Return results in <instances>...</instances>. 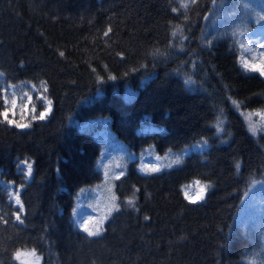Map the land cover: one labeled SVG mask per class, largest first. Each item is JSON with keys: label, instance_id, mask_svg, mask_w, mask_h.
<instances>
[{"label": "trees", "instance_id": "obj_1", "mask_svg": "<svg viewBox=\"0 0 264 264\" xmlns=\"http://www.w3.org/2000/svg\"><path fill=\"white\" fill-rule=\"evenodd\" d=\"M244 5L0 0V113L25 82L52 107L27 129L0 115V178L23 204L0 184V264L33 250L42 264H264L249 196H264V131L248 120L264 79L240 62L264 0ZM83 202L98 236L74 223Z\"/></svg>", "mask_w": 264, "mask_h": 264}, {"label": "rangeland", "instance_id": "obj_2", "mask_svg": "<svg viewBox=\"0 0 264 264\" xmlns=\"http://www.w3.org/2000/svg\"><path fill=\"white\" fill-rule=\"evenodd\" d=\"M245 4H249L252 2H257L258 0H241ZM241 12L242 4L239 7H236ZM261 13L264 12V9H260ZM252 21H258V17H252L250 20ZM242 46V55L240 57V62L242 66L244 67V62H247L249 65H262L264 64V21L260 22L254 30H252L249 33H246L244 39L241 41ZM246 49L250 51H246ZM245 68V67H244ZM251 70V68H248ZM253 71V70H252ZM259 73V75L264 78V75H261L260 72L255 71ZM14 93V95H13ZM36 88L33 84L29 82L23 83L20 87L16 86H8L3 91V96H7L8 103L5 105V110H7L8 113V120H5L3 115L2 118L5 122L9 123L8 121H12V123H9L12 126H15L19 129H27L28 128V118L34 117L37 119L39 118L40 113L47 112V115L44 119L40 120H46L50 114H51V104L49 105V100L46 99L43 95H37L35 96ZM13 101L15 103L13 104ZM39 105L42 106V109L40 112H38ZM50 107V111H48ZM4 110V111H5ZM248 120L250 128H254L256 131H264V109L260 111H256L255 113L248 114ZM17 125H25V127H18ZM147 165L150 167H155V161L153 159H150V161L147 162ZM22 168V166H20ZM23 169V168H22ZM0 184L4 186L5 189H8V197L9 201L12 202L15 206L19 207L15 203L16 193L13 190V187L10 185H7L4 183V181L0 178ZM202 186L199 184H193L185 189L186 194L193 200V201H199L201 200L200 196H203L204 191L201 192ZM263 188H257V186L253 187L250 191L249 196L252 197L251 206L256 207V212L259 213L262 208V204L264 196L262 193ZM264 206V204H263ZM80 216L83 218V222L87 226L89 230H94L93 221L96 217V211L94 208L86 204L85 202L81 203L77 209V211ZM74 223L79 227V217H74ZM81 228V227H80ZM32 252H20L19 259L23 264H36V257H38L35 254V257L31 255ZM38 264H42V260L40 257Z\"/></svg>", "mask_w": 264, "mask_h": 264}, {"label": "snow or ice", "instance_id": "obj_3", "mask_svg": "<svg viewBox=\"0 0 264 264\" xmlns=\"http://www.w3.org/2000/svg\"><path fill=\"white\" fill-rule=\"evenodd\" d=\"M193 2H194V0H193ZM182 7H187V5L186 4L185 5H182ZM244 7H248V5L245 4ZM173 11H175V9H173ZM257 17H258V22L259 21H264V15H261L260 13H257ZM109 31H110V29H109ZM105 35H107V32L105 33ZM173 36H175V32L173 33ZM246 51H250V50L246 49ZM60 55L63 56V53L61 52ZM244 67L246 69L247 68H251V70L258 71V72H260L261 75H264V64H262V65H249L247 62H244ZM0 75H2V74H0ZM112 78L114 79V77H112ZM184 83L187 86H191L195 82L189 76V77H187L185 79ZM13 95H14V93H13ZM4 103H5V105H7V103H8L7 96H5V98H4ZM14 103H15V101H13V104ZM48 103L50 105L51 104V101H49ZM48 111H50V107H49ZM0 115H3L4 119L5 120H8L7 110H5L3 113H0ZM46 115H47V112H42V113H40L39 118L40 119H44ZM8 122L9 123H12V121H8ZM17 126L18 127H25V125H17ZM217 127L219 128V124L217 125ZM220 130L222 131L223 129L221 128ZM250 130L253 132V134H255V129L254 128H252ZM206 145H207V141H204L203 142V146H206ZM180 162H181L180 161V157H177L175 163L178 164ZM31 169H32L31 164H28L27 165V175L28 176H31ZM237 169H239V164H237ZM196 183H199V181H197ZM207 187H209V186L206 185L205 188H207ZM205 188H202L201 189V192H203L205 190ZM186 198H188L187 195H186ZM198 198L203 199V196H200ZM15 203H16V205L19 206V211H23V204L20 201L19 195H16ZM128 204L131 205V206H133V207L135 206L134 205V202L131 199L128 201ZM113 207L116 208V210H119L118 209V206L113 205ZM73 215H74V217H79V221H78L79 222V227H81L83 229V231L87 233L88 236H98V235H100V229H97L96 231H91V230H89L87 228V226L83 222V218L80 216V214L78 212H76L75 209L73 210ZM0 219H2V217H0ZM145 219H147V217H145ZM16 220L19 221L21 224H23V220H21L19 214L16 215ZM5 222H7V221H5ZM261 254H264V245L261 246V252L260 253H257L256 255H261ZM31 255L35 257V250L32 251ZM16 256H17V258H19L20 253L17 252L16 253ZM38 261H39V258L36 257V264H38ZM250 264H256V261L255 260H252V261H250Z\"/></svg>", "mask_w": 264, "mask_h": 264}]
</instances>
